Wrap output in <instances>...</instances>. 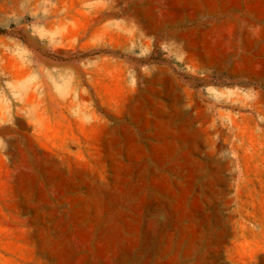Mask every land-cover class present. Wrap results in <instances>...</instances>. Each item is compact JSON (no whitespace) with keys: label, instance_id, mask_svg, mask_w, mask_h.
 Instances as JSON below:
<instances>
[{"label":"rangeland","instance_id":"1","mask_svg":"<svg viewBox=\"0 0 264 264\" xmlns=\"http://www.w3.org/2000/svg\"><path fill=\"white\" fill-rule=\"evenodd\" d=\"M0 264H264V0H0Z\"/></svg>","mask_w":264,"mask_h":264}]
</instances>
